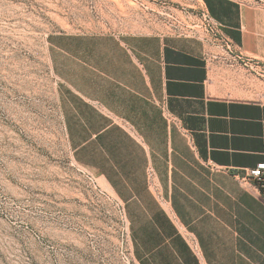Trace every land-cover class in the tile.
<instances>
[{
	"label": "crops",
	"instance_id": "obj_1",
	"mask_svg": "<svg viewBox=\"0 0 264 264\" xmlns=\"http://www.w3.org/2000/svg\"><path fill=\"white\" fill-rule=\"evenodd\" d=\"M202 3L219 35L46 39L68 147L120 204L136 264H264V181L232 175L264 162V6Z\"/></svg>",
	"mask_w": 264,
	"mask_h": 264
},
{
	"label": "rangeland",
	"instance_id": "obj_2",
	"mask_svg": "<svg viewBox=\"0 0 264 264\" xmlns=\"http://www.w3.org/2000/svg\"><path fill=\"white\" fill-rule=\"evenodd\" d=\"M202 0H0V264H136L124 212L75 163L53 33L217 34Z\"/></svg>",
	"mask_w": 264,
	"mask_h": 264
},
{
	"label": "built area",
	"instance_id": "obj_3",
	"mask_svg": "<svg viewBox=\"0 0 264 264\" xmlns=\"http://www.w3.org/2000/svg\"><path fill=\"white\" fill-rule=\"evenodd\" d=\"M260 5L264 6V0H258ZM207 17V21L210 24L211 31L214 32V30L216 29L217 34L219 35V27L216 23H214L213 21H211L208 17ZM214 29V30H213ZM210 33V31H208ZM212 34V33H211ZM209 167L212 169V171L217 172V171H224V172H228L227 169H223L220 166L214 165V164H210ZM240 183H250L253 182L256 185H258L259 187L263 186V181H264V162L258 163L256 165V167L248 169L245 173L244 176H239L237 173H233L232 174ZM147 182H148V186L149 189L151 190V192H153L155 195H158L159 193V186L157 184V181L155 179V174L154 171L149 168L147 171Z\"/></svg>",
	"mask_w": 264,
	"mask_h": 264
}]
</instances>
